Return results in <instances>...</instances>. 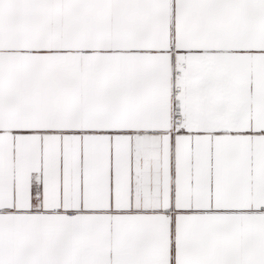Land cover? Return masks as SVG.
<instances>
[{
	"label": "snow or ice",
	"instance_id": "6c2138e0",
	"mask_svg": "<svg viewBox=\"0 0 264 264\" xmlns=\"http://www.w3.org/2000/svg\"><path fill=\"white\" fill-rule=\"evenodd\" d=\"M0 264H264V0H0Z\"/></svg>",
	"mask_w": 264,
	"mask_h": 264
}]
</instances>
